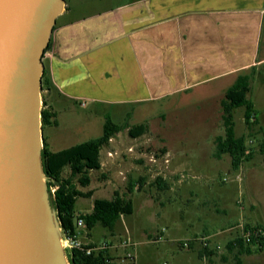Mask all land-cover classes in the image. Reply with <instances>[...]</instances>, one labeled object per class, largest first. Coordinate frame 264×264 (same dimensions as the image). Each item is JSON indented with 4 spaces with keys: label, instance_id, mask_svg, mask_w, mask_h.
<instances>
[{
    "label": "crops",
    "instance_id": "1",
    "mask_svg": "<svg viewBox=\"0 0 264 264\" xmlns=\"http://www.w3.org/2000/svg\"><path fill=\"white\" fill-rule=\"evenodd\" d=\"M49 42L43 56L52 83L48 92L54 96L47 105L53 111L55 106L71 111L88 103L125 106L146 101L178 107L205 99L219 106L238 76L250 77V91L252 80L264 79V0H65ZM256 120L263 128L257 115ZM133 125L139 124H129ZM167 149L166 160L183 158ZM260 154L264 213V151ZM167 165L165 169L171 170ZM242 168L244 179L256 170ZM245 191L253 196L257 190L247 185ZM246 209L253 213L255 206L242 201L236 218L232 212L231 219H223L225 208L206 207L195 220L169 222L157 230L154 241L164 235L165 241L183 252L181 258L172 256L173 264H210L215 246L224 248L222 258L231 264H244L248 256L260 257L256 263L264 264V246L238 257L234 250H225L239 235L233 230L238 222L264 228V216L250 222ZM199 237L210 239L209 251L205 252ZM180 241H189L188 248H181ZM136 254L134 262L115 260L114 264H140Z\"/></svg>",
    "mask_w": 264,
    "mask_h": 264
},
{
    "label": "rangeland",
    "instance_id": "2",
    "mask_svg": "<svg viewBox=\"0 0 264 264\" xmlns=\"http://www.w3.org/2000/svg\"><path fill=\"white\" fill-rule=\"evenodd\" d=\"M44 58L43 56V65ZM53 97V94L49 95L46 90L40 91L41 108L42 100L48 103L53 100ZM249 98L254 102L256 115L264 128V79L252 80ZM205 100H192L178 107L162 101H146L125 106L88 103L83 106L77 105L71 111L53 105L56 111L54 112L57 113L56 120L59 123L56 127H45L42 130L48 149L53 152L99 137L105 118H109L114 124H120L125 120L127 126L129 124L147 125L145 134L137 138L129 137L127 128L114 135L108 145L100 150V164H104L103 167L88 173L90 178L88 186L80 187L76 184L77 189L82 192L91 191L89 198L77 199L76 213H88L93 199L109 200L114 192L126 195L133 203V214L122 217L112 232L99 226L94 227L89 235H86L83 230L81 232L83 241L98 243L106 240L114 245L120 240L131 239L130 241L135 243V248L127 249V251L134 254L137 252V262L140 264L146 262L173 264L172 256L178 255V258H181L183 252L165 241L164 235L162 239L154 241L160 228L169 222L182 224L195 220L196 215H203L206 212V207L218 210L225 208L226 217L220 215L223 219H231L232 212L236 218L242 201L244 205L253 203L255 206L253 213L246 209V214H249L246 220L249 219L250 222L255 223L263 219L261 154L259 152L263 138L257 134L249 136V131L245 129L242 119L243 109H235L233 112L235 134L248 137L246 146L252 150L254 158L244 162L240 167L256 169L255 171L252 169L249 179H244L243 168L242 171L238 169L235 172L230 169L227 155H223L219 160L212 158L211 152L214 146L212 140L215 136L223 134V128L220 107L210 103L209 99ZM175 118L177 120L173 121ZM263 128L261 129L264 134ZM257 129V127L253 128L252 133ZM169 147L176 155L183 158L175 157L166 160L164 156L168 153ZM128 149L132 151L129 152ZM108 152L112 154V157L107 156ZM108 160L109 163H107ZM166 164L171 170L165 169ZM68 175L69 170L63 169L62 176ZM139 178H143L142 184H139ZM156 178H161L166 184V189L159 190L154 185ZM129 183L133 186L130 194L127 193ZM247 185L257 190L253 196L247 195L245 191ZM49 196L50 194L46 193L48 203L51 201ZM203 202H205V208L201 207ZM49 214L54 225L55 214L51 206ZM194 226L197 227L198 224L194 223ZM148 235L151 238H148ZM55 236L59 241L65 264H68V253L60 241L57 230ZM167 236L170 239L168 233ZM212 251L214 254L209 258L214 261L211 262L232 263L230 259L222 258L224 248ZM119 253L122 251L119 250ZM211 262L210 264H213ZM256 262H260V257L255 260L248 256L243 263L257 264Z\"/></svg>",
    "mask_w": 264,
    "mask_h": 264
},
{
    "label": "water",
    "instance_id": "3",
    "mask_svg": "<svg viewBox=\"0 0 264 264\" xmlns=\"http://www.w3.org/2000/svg\"><path fill=\"white\" fill-rule=\"evenodd\" d=\"M64 3L0 0V264H65L40 158L42 56Z\"/></svg>",
    "mask_w": 264,
    "mask_h": 264
},
{
    "label": "trees",
    "instance_id": "4",
    "mask_svg": "<svg viewBox=\"0 0 264 264\" xmlns=\"http://www.w3.org/2000/svg\"><path fill=\"white\" fill-rule=\"evenodd\" d=\"M49 46L50 42L47 44L44 53L49 49ZM43 66V73L40 79V91L46 90L48 92L52 88V83L45 65ZM249 92L250 77L246 75L238 76L235 82L225 91L219 102L223 134L214 137L212 157L219 160L223 155H227L232 171H237L241 164L253 158L252 150L246 146V139L248 137L243 134L239 136L235 134L234 110L238 108L243 109L242 119L245 129L249 131L250 137H252L251 135L257 134L264 138L262 129L256 120V111L253 103L248 98ZM40 122L42 130L45 127H56L58 125L56 114L47 105L46 100H42ZM255 127L258 129L252 133ZM125 128H127L129 137L137 138L145 134L147 125H117L112 123L109 118H105L99 137L57 152H52L48 149L46 139L42 136L43 141L40 152L42 171L46 178L47 191L49 192V187H56L53 196H51V206L55 211L59 227L64 234H74L76 232L75 224L77 219L83 220V230L86 235H89L91 230L96 226L112 232L122 217L133 214L132 200L126 195L117 192H114L112 198L109 200L93 199L91 209L88 213H76L75 211V203L78 198H89L91 196V191L82 192L77 189L76 184L80 187L89 185L90 178L88 173L101 169L100 150L108 145V142L114 135ZM261 143L259 146L260 153L264 151L263 140H261ZM65 168L69 170L67 177L62 176L63 169ZM142 181L143 178H139V184H142ZM154 185L159 190L166 189V184L161 178H156ZM132 187V184L129 183L127 193L130 194L132 192ZM254 227L260 228L261 226L257 225ZM263 246L264 238L253 240L251 243H244L237 236L226 246L225 250H234L238 257L250 254L253 248L260 251ZM106 257H108L106 252L85 255L79 250H72L70 256H68V264H105Z\"/></svg>",
    "mask_w": 264,
    "mask_h": 264
},
{
    "label": "built area",
    "instance_id": "5",
    "mask_svg": "<svg viewBox=\"0 0 264 264\" xmlns=\"http://www.w3.org/2000/svg\"><path fill=\"white\" fill-rule=\"evenodd\" d=\"M131 152V149H128ZM108 157H112L110 152L107 153ZM56 187H49L50 195L53 196ZM75 233L74 234H64L62 232V240L64 249H66L68 256H70L72 250H79L85 255H90L92 253L106 252L107 254L112 252L115 257H110L112 255L108 254L104 263L105 264H114V261L125 262L130 261L134 262V252L127 251V249H134L135 243L127 240H120L114 245H111L106 240L99 241L98 243H92L89 241H83V236L81 232L83 231L84 223L82 219H77L75 224ZM233 230H238L239 237L244 241V243H251L253 240H260L264 238V228L262 227H246L245 224L240 221ZM164 231V230H162ZM202 247L207 250L210 239L208 237H199L197 238ZM180 246L182 248H188L189 241H180ZM215 250H219V246L214 247ZM122 251V255L118 254V251ZM116 253V254H115Z\"/></svg>",
    "mask_w": 264,
    "mask_h": 264
}]
</instances>
